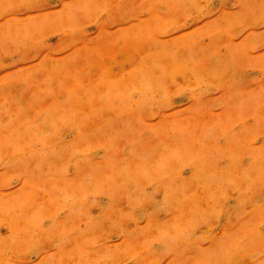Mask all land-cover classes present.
<instances>
[{
  "label": "rangeland",
  "instance_id": "1",
  "mask_svg": "<svg viewBox=\"0 0 264 264\" xmlns=\"http://www.w3.org/2000/svg\"><path fill=\"white\" fill-rule=\"evenodd\" d=\"M0 36V264H264V0H0Z\"/></svg>",
  "mask_w": 264,
  "mask_h": 264
},
{
  "label": "bare ground",
  "instance_id": "2",
  "mask_svg": "<svg viewBox=\"0 0 264 264\" xmlns=\"http://www.w3.org/2000/svg\"><path fill=\"white\" fill-rule=\"evenodd\" d=\"M7 32H8V31H7ZM8 35H9V34H8ZM15 35H16V34H15ZM0 37H1V36H0ZM6 37H7V36H6ZM13 37H14V35H13ZM8 43H9V42H8ZM8 43H7V44H8ZM10 43H11V42H10ZM11 44H12V43H11ZM5 47H6V45H5Z\"/></svg>",
  "mask_w": 264,
  "mask_h": 264
}]
</instances>
